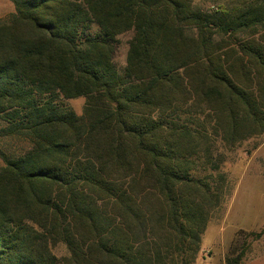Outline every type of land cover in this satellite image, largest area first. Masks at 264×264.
Returning <instances> with one entry per match:
<instances>
[{
  "label": "trees",
  "instance_id": "16d2710c",
  "mask_svg": "<svg viewBox=\"0 0 264 264\" xmlns=\"http://www.w3.org/2000/svg\"><path fill=\"white\" fill-rule=\"evenodd\" d=\"M9 1L0 136L29 147L1 156L0 264H193L219 149L264 134V0Z\"/></svg>",
  "mask_w": 264,
  "mask_h": 264
},
{
  "label": "rangeland",
  "instance_id": "374dc122",
  "mask_svg": "<svg viewBox=\"0 0 264 264\" xmlns=\"http://www.w3.org/2000/svg\"><path fill=\"white\" fill-rule=\"evenodd\" d=\"M197 4L201 5L199 1ZM13 13L9 0H0V20ZM132 32L117 37L114 63L120 71L125 66L128 41ZM77 115H81L85 99L66 100ZM4 124L0 121V129ZM29 147L28 139L21 136H0V168L2 155L17 156ZM219 152L224 156L220 171L225 174L224 196L218 209L212 212L200 249L193 264H226V258L243 253L238 264H264V134L243 142L232 151ZM55 255L65 254L63 246Z\"/></svg>",
  "mask_w": 264,
  "mask_h": 264
}]
</instances>
